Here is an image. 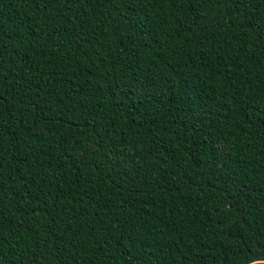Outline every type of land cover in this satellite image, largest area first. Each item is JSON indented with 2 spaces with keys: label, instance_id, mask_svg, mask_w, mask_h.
I'll list each match as a JSON object with an SVG mask.
<instances>
[{
  "label": "trees",
  "instance_id": "obj_1",
  "mask_svg": "<svg viewBox=\"0 0 264 264\" xmlns=\"http://www.w3.org/2000/svg\"><path fill=\"white\" fill-rule=\"evenodd\" d=\"M0 96L3 264H264V0H0Z\"/></svg>",
  "mask_w": 264,
  "mask_h": 264
},
{
  "label": "snow or ice",
  "instance_id": "obj_2",
  "mask_svg": "<svg viewBox=\"0 0 264 264\" xmlns=\"http://www.w3.org/2000/svg\"><path fill=\"white\" fill-rule=\"evenodd\" d=\"M42 38H43V37H42ZM58 95H59V92H52V91H49V92H47V93L45 94L46 97H49V96H58ZM4 102H5V101H4V99H3V96H0V103H4ZM43 103L46 104V103H47V99H45V100L43 101ZM0 264H3V262L0 261ZM34 264H39V260L34 261Z\"/></svg>",
  "mask_w": 264,
  "mask_h": 264
}]
</instances>
